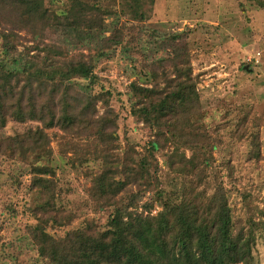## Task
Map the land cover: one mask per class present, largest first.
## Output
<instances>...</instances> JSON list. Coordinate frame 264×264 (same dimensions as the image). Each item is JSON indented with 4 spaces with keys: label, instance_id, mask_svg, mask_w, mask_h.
<instances>
[{
    "label": "trees",
    "instance_id": "obj_1",
    "mask_svg": "<svg viewBox=\"0 0 264 264\" xmlns=\"http://www.w3.org/2000/svg\"><path fill=\"white\" fill-rule=\"evenodd\" d=\"M255 1L264 8V0ZM51 2L0 0V130L8 121H33L0 131V157L36 175L20 196L21 178L7 174L15 191L3 209L22 220L35 264L249 263L257 233L264 235V176L238 186L232 155L216 153L223 134L205 119L199 74L185 45L175 43L171 52L136 68L145 78L129 82L126 100L96 71L100 56L128 44L124 25L106 34L105 16L118 11L117 5L123 15L146 19L142 6L153 0ZM46 30L61 33L63 42L51 40L54 46L42 50L24 44L14 55L26 34L41 42ZM183 33L165 37L174 42ZM77 34L87 41L97 35L91 46L96 52H72ZM113 99L121 109H114ZM123 108L148 133L143 151L128 156L127 177L117 178L106 154L116 149L123 162L117 146L127 138L120 130ZM234 125L236 137L246 140L245 160L256 164L262 158L258 124L248 125L244 114ZM51 127L61 130L59 155L89 178L83 202L91 214L67 205L66 180L53 177L60 164L53 163ZM162 165L168 170L164 178ZM234 188L243 208L239 217L229 200Z\"/></svg>",
    "mask_w": 264,
    "mask_h": 264
},
{
    "label": "rangeland",
    "instance_id": "obj_2",
    "mask_svg": "<svg viewBox=\"0 0 264 264\" xmlns=\"http://www.w3.org/2000/svg\"><path fill=\"white\" fill-rule=\"evenodd\" d=\"M66 1L52 2L62 4ZM142 7L145 9L146 19L123 15L117 5L118 11L105 16L106 34L111 33L117 26L124 25L123 39H127L128 44L117 47L109 56H100L97 59L96 71L114 84L126 100L129 82L145 78L143 72H137L135 69L145 66L150 59L171 52L175 43L178 47L181 45L178 42L183 43V47L185 45L191 55L194 72L199 74L198 86L201 89L205 119L210 125L218 124L223 134V142L216 148V153L232 155L238 186L246 184L251 176L255 180L264 176V8L255 0H153L151 3L144 2ZM177 31L184 32L182 38H177L174 42L166 39L165 36ZM26 35L27 38L23 44L17 46L14 55L22 50L24 44H32L42 50L54 46L51 40L63 42L61 33H53L50 30H46V41H35L29 34ZM98 39L94 34L87 41L77 34L72 37L74 41L70 50L95 53L96 50L92 47ZM75 42L80 45L76 46ZM83 42L86 46L81 45ZM111 105L115 110L120 108L116 99L112 100ZM98 107L100 111L103 108L100 101ZM244 114L248 125L252 121L258 124L262 140V158L254 165H249L244 158L246 140L238 139L233 132L237 117L240 119ZM121 117L120 130H125L127 138L123 137L117 146L124 152L123 162L120 164L116 149H110L106 154V165L115 177L126 178V166L131 164L128 156H135L143 151L148 130L141 125L142 122H135L126 108L122 109ZM30 123L33 121H8L0 131L10 133ZM47 131L55 149L53 163L60 164L53 177L64 176L66 181L63 186L69 190L67 205L78 208L84 215L91 214L92 211L83 202L86 196L85 187L89 183L88 176L83 172L84 168L72 167L57 152L56 135L61 130L51 127L47 128ZM156 156L161 164V155L157 153ZM28 170L26 165L0 157V264H35L32 243L22 235V220L14 218L3 209V203L8 201L15 191L7 174L11 172L21 178L18 195L22 196L36 176ZM167 172L166 167L160 166L159 173L162 178L167 176ZM40 175L46 178V175ZM225 178L228 180L227 176ZM227 185L231 186L230 183ZM145 198L146 196H143V199ZM229 200L234 217L243 216V208L235 188L229 192ZM158 208L159 206L155 205L153 211ZM252 250L253 258L247 264H264L263 234L257 233Z\"/></svg>",
    "mask_w": 264,
    "mask_h": 264
}]
</instances>
